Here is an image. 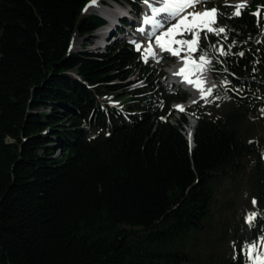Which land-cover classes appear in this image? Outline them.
<instances>
[{"label":"trees","instance_id":"16d2710c","mask_svg":"<svg viewBox=\"0 0 264 264\" xmlns=\"http://www.w3.org/2000/svg\"><path fill=\"white\" fill-rule=\"evenodd\" d=\"M91 1L0 0V264H250L240 238L227 252L209 233L217 193L254 157L249 242L264 236V166L242 131L264 130V0L218 5L226 31L201 34L232 103L218 116L176 111L186 94L148 79L124 41L85 50L105 25Z\"/></svg>","mask_w":264,"mask_h":264},{"label":"rangeland","instance_id":"374dc122","mask_svg":"<svg viewBox=\"0 0 264 264\" xmlns=\"http://www.w3.org/2000/svg\"><path fill=\"white\" fill-rule=\"evenodd\" d=\"M250 0H208L206 4L200 3L197 4L194 8H189L187 12H204L205 9H217V13L215 14V23L212 24L211 21L213 17L209 15L208 17L203 18L204 20L209 22V26L214 29V26L217 22V14L219 12L218 5L221 6H235L238 4H243L244 7L248 5ZM99 5H110V6H121L123 9H129L132 10L133 8L129 5H126L123 0H95L93 5L88 7L85 11V15H89L92 13L98 14V10H96V7ZM140 7V6H139ZM141 8V7H140ZM189 20L192 19V17H188ZM136 21L141 22L140 19H135ZM136 25V24H134ZM122 26H120L121 28ZM122 33L117 35L116 30L114 34L112 35L111 40H106L104 44H101V49L97 48L96 45V38L95 39V33L92 35L91 43L88 47H86L85 50L91 51L93 53L102 52L107 46L110 45V43H115L118 40L123 41H131L136 40L137 42L143 41L145 43L144 46H142L141 52L138 54L140 55V64L139 67L146 68L148 72V79L151 78L152 80L157 81L166 92H174L177 90L183 91V86L180 87L172 86L170 85L171 80V70L173 69H180L179 66L177 67V58L170 55L169 52H166L164 54L159 55L158 58H155L151 61L145 62L142 59V51L145 48L146 45H148V42H146L147 38H143V36L137 31L136 26L133 27H127L126 29L121 28ZM162 31V29L160 30ZM175 31V30H174ZM204 31L200 32V39L201 34H205ZM212 33V32H208ZM207 33V34H208ZM169 39V38H168ZM176 40H190L192 39L191 35L185 33L183 36H176ZM76 44L75 46H72V52H80L83 50V46L87 43V37L80 38L76 36ZM74 42V41H73ZM104 45V46H103ZM176 48H180L182 52V56H189L193 58L194 60L198 61L197 54L199 51H193V48H199L201 45V41L199 40V44L193 45L192 48H189L187 45H177L174 44ZM135 52H138L133 49ZM204 50V49H202ZM183 59V58H182ZM208 59L211 61V63H206L208 65V74L210 75L212 79V85L215 84L217 87L212 88L211 94H207L205 97L197 101L195 104L191 105L189 108H196L199 107L202 108L204 112L207 115L212 116H218L225 114L229 108L231 107L232 103L225 95V92H221L220 88H224V82L222 78H214L211 72V67L213 60L210 56H208ZM138 68V66H137ZM142 72L136 73L134 76L130 77L126 80V83H135L137 86H141L142 83L139 81V77ZM179 73V71H178ZM139 74V75H138ZM180 75V74H178ZM137 83V84H136ZM219 84V86L217 85ZM186 92V91H185ZM184 92V93H185ZM187 96V99L189 98L188 91L185 93ZM112 103V102H111ZM120 101H116L115 105H118ZM175 107V106H174ZM186 108V109H189ZM181 111V110H180ZM185 111V110H183ZM182 111V112H183ZM196 122L194 118H192ZM196 125V124H195ZM194 125V126H195ZM189 128V127H188ZM187 128V129H188ZM242 131L244 135L247 137V139L250 142L255 143L259 147V157L260 161L264 166V130L262 127L259 126L258 121L256 118H249L247 120L246 124L242 127ZM59 153L57 152L56 155ZM255 163V158L251 157L249 158L247 162V170L243 174L242 177H240L237 181L228 182L225 184L223 188L219 190L217 193L215 205H214V216L212 220V227H211V233H209V244L212 243L213 239H219L220 235H223L224 242L222 243L221 250L229 252L230 248L233 245V242L235 243V240L238 241V239H241V245L243 246V251L247 254V256L250 258V264H264V255H261L259 258H257V251L260 253H264V247H261L260 244L256 245V251H253L249 253L248 251V245H251L249 242V226L252 224H249L246 222V216L249 213H255V205L253 204V196L250 189V176L252 172V168ZM264 238V236H263ZM201 243L205 245L204 247H208L207 240L202 239Z\"/></svg>","mask_w":264,"mask_h":264},{"label":"snow or ice","instance_id":"6c2138e0","mask_svg":"<svg viewBox=\"0 0 264 264\" xmlns=\"http://www.w3.org/2000/svg\"><path fill=\"white\" fill-rule=\"evenodd\" d=\"M208 0H143L145 4V12L143 13V23L149 24L153 26L152 30L146 31L144 28H140L139 31L144 33L148 39V46L144 48L142 51V59L147 62L149 57L158 58L160 53L169 52L171 55H179L181 49L180 48H172L170 44L162 43L161 37H167L170 39L171 44L177 45H187L189 48H192L193 45L199 44L200 40V32L205 31V38H207L208 32H215L217 35L219 33H224L226 31L225 28L221 27L219 29H213L209 26V22L204 20L203 18L211 15L213 17L211 23H215V14L217 13V9H205L204 12H187V9L195 5L204 3L206 4ZM244 7L243 4L235 5V11L232 13V16L241 15L240 9ZM188 17H192L191 20ZM231 18V17H230ZM163 29V31H160ZM175 30V31H174ZM185 33L191 35L192 39L190 40H176V36H183ZM135 50L141 52L142 45L132 42ZM153 43H155V48L153 47ZM235 43V42H233ZM229 46V51H230ZM193 51H199L200 55L198 56V61L201 62V71L203 70V65L205 63H211L208 59L207 50H200L198 47L193 48ZM221 55L225 54V50L223 47L220 48ZM238 55L243 56L244 53L240 52ZM185 62H187V57L184 58ZM185 69L182 67L179 70V73H184ZM189 84H193L192 80H188L185 77ZM217 87L213 84L210 88H208L207 94H211L212 88ZM205 94V90L201 89V95ZM195 103V101H193ZM183 111L182 106H177ZM264 112V109L261 110ZM189 143L191 144V132H189ZM253 204H256V201L253 200ZM257 213H249L246 216V222L251 224L254 219L257 217ZM260 244L261 247H264V238L253 242V244L248 245L249 253L256 251V245ZM264 253H260L257 251V258H259Z\"/></svg>","mask_w":264,"mask_h":264},{"label":"bare ground","instance_id":"6f19581e","mask_svg":"<svg viewBox=\"0 0 264 264\" xmlns=\"http://www.w3.org/2000/svg\"><path fill=\"white\" fill-rule=\"evenodd\" d=\"M120 9H122L120 6L113 7L110 5H106V6L99 5L96 7L98 13L106 19V25L103 28L97 30V32L95 33V39L98 37L96 39L97 48L103 43L108 33V30L114 27L113 25L114 21H116L118 16L121 15ZM147 28H151V27H147ZM76 41L77 40L75 37L73 46L77 45ZM161 41L162 43L170 44L172 48H176L174 44H171L170 39H168L167 37H161ZM147 46L148 45H146L145 48H147ZM153 47L155 48V43H153ZM164 53L166 52L160 53L159 55ZM172 56H174L178 60L177 67L179 66L180 69L182 67L185 69L184 72L187 73V79L192 80L194 82L193 84H189L186 79L182 78L181 74L180 75L176 74L180 69L178 70L177 68V69H173V71L171 70V77H170L171 82H178L180 85L183 86L184 89H186V91H188L190 95L186 103L178 105V106H182L183 110H185L186 108L190 107L192 104H195L197 101H199L200 99H202L207 95L206 90L212 86V79L208 74V65L206 63L203 65V70L201 71V66H200L201 62H197L196 60H194L189 56L183 57L181 51L179 55H172ZM185 57L188 58L187 62H185L184 59ZM153 59L155 58L149 57L148 61H151ZM201 89L205 90V94L203 96L201 95ZM193 101H195V103ZM176 108L180 110L179 107L176 106ZM190 130L191 128L188 129V134Z\"/></svg>","mask_w":264,"mask_h":264},{"label":"water","instance_id":"95a60500","mask_svg":"<svg viewBox=\"0 0 264 264\" xmlns=\"http://www.w3.org/2000/svg\"><path fill=\"white\" fill-rule=\"evenodd\" d=\"M76 36L73 37V40ZM191 132V145L194 146V143H193V136H194V127H192V129L190 130ZM187 140L189 141V135L187 137Z\"/></svg>","mask_w":264,"mask_h":264}]
</instances>
